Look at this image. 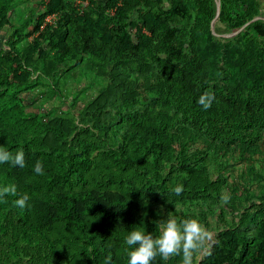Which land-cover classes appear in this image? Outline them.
<instances>
[{"label":"trees","instance_id":"obj_1","mask_svg":"<svg viewBox=\"0 0 264 264\" xmlns=\"http://www.w3.org/2000/svg\"><path fill=\"white\" fill-rule=\"evenodd\" d=\"M21 2L0 0V148L25 156L0 164L17 189L0 202V264H127L129 231L156 236L168 217L212 232L197 264H264V165L244 184L224 172L262 153L264 19L220 35L264 17L261 1L219 0L215 34V0ZM70 78L84 86L64 93Z\"/></svg>","mask_w":264,"mask_h":264},{"label":"clouds","instance_id":"obj_2","mask_svg":"<svg viewBox=\"0 0 264 264\" xmlns=\"http://www.w3.org/2000/svg\"><path fill=\"white\" fill-rule=\"evenodd\" d=\"M215 100V94L206 91L201 94L197 103L203 110L211 108ZM8 163L13 167H25V156L23 150H17L14 154L0 148V164ZM33 171L37 175H44L43 163L37 161ZM183 185L176 186L172 191L179 196L183 192ZM16 196L17 189L14 184L0 187V202L7 203L6 196ZM223 204L230 201L229 195L220 197ZM29 196L21 195L13 201L14 206L24 209L27 206ZM211 239V234L195 219H184L178 221L174 217H168L160 224L159 234L153 236L143 230H131L124 238L128 246L127 264H152L160 257L167 261L172 257H181L180 264H193L195 254L204 250L206 243ZM111 264V257L107 258Z\"/></svg>","mask_w":264,"mask_h":264},{"label":"rangeland","instance_id":"obj_3","mask_svg":"<svg viewBox=\"0 0 264 264\" xmlns=\"http://www.w3.org/2000/svg\"><path fill=\"white\" fill-rule=\"evenodd\" d=\"M39 1L40 0H22L21 7L27 13L32 10L36 14L38 11H40L42 9V6L39 5V3H40ZM261 4H262V2H261ZM262 7L264 8L263 5H262ZM10 17L11 18L13 17V13L12 12H10ZM17 23H19V22H17ZM1 34L3 35L4 33H0V35ZM3 40H4V38L2 36H0V47H2V45H3ZM84 83H85V80H82L80 83L75 84L74 83V79L70 78L68 80V84H67L68 89H66L64 91V93H66L67 90H69V88L70 89L81 88L82 86H84ZM89 92H91V95L95 94L96 93V88L95 87L90 88ZM23 95L25 96V103L27 104L29 110H35L36 111L40 107L41 111L46 112L48 110V108L51 107V104H48V103L44 104L43 106H38L39 99H40L39 97L40 96L35 95L33 97L32 94H23ZM54 100H55L56 103H59V99L58 98L57 99L54 98ZM259 162L264 165V145H262V153L257 155L255 160H253V161L244 160V161H235V162L231 161L232 165H230L224 172L226 174H228L230 182H233L234 184H237V183L244 184V177L247 176V173H248L247 170H246V166L248 164H252L253 163L254 167L256 169H258V166L260 164ZM256 185L257 184L254 183V186H256ZM210 234L212 236V232ZM209 241L206 243V246L209 243ZM206 246H205V248H206ZM205 248L201 252L197 253V255H196L197 262L195 264H197L198 261L204 255Z\"/></svg>","mask_w":264,"mask_h":264},{"label":"water","instance_id":"obj_4","mask_svg":"<svg viewBox=\"0 0 264 264\" xmlns=\"http://www.w3.org/2000/svg\"><path fill=\"white\" fill-rule=\"evenodd\" d=\"M215 1H216V15L214 16V18L211 20V23H210V29H211L213 34H215V32H214V23H215V20L217 19V16H218L219 10H220V2H219V0H215ZM260 18L264 19V17L258 15L256 17L252 18L251 20L247 21L245 24H243L240 28H238L234 32L224 33V34H220V35L222 37H232L235 34H237L238 32H240L247 24H249L250 22H252L254 20L260 19Z\"/></svg>","mask_w":264,"mask_h":264},{"label":"built area","instance_id":"obj_5","mask_svg":"<svg viewBox=\"0 0 264 264\" xmlns=\"http://www.w3.org/2000/svg\"><path fill=\"white\" fill-rule=\"evenodd\" d=\"M50 18V19H49ZM53 18V16H48L46 20L50 21Z\"/></svg>","mask_w":264,"mask_h":264},{"label":"crops","instance_id":"obj_6","mask_svg":"<svg viewBox=\"0 0 264 264\" xmlns=\"http://www.w3.org/2000/svg\"><path fill=\"white\" fill-rule=\"evenodd\" d=\"M262 2V5L264 6V0H260Z\"/></svg>","mask_w":264,"mask_h":264}]
</instances>
